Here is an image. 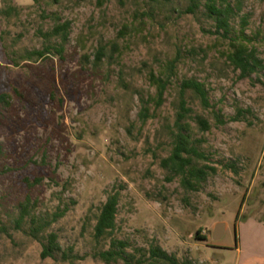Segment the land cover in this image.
Masks as SVG:
<instances>
[{
	"label": "rangeland",
	"instance_id": "1",
	"mask_svg": "<svg viewBox=\"0 0 264 264\" xmlns=\"http://www.w3.org/2000/svg\"><path fill=\"white\" fill-rule=\"evenodd\" d=\"M205 3L0 0V264H169L154 246L184 264H264V0H216L226 31ZM241 48L261 62L247 74L230 58ZM185 79L209 106L187 89L180 120ZM180 130L207 173L193 187L165 161ZM113 193L115 229L96 238ZM49 233L60 251L41 258ZM112 237L129 246L106 263Z\"/></svg>",
	"mask_w": 264,
	"mask_h": 264
},
{
	"label": "trees",
	"instance_id": "2",
	"mask_svg": "<svg viewBox=\"0 0 264 264\" xmlns=\"http://www.w3.org/2000/svg\"><path fill=\"white\" fill-rule=\"evenodd\" d=\"M205 5L207 7V10L209 11L210 16H212L216 20L217 29H224V31H226L228 26L230 7H228V5H226L225 7H217L216 0H206ZM100 58L101 53L97 55V59ZM230 58L234 66L241 70L242 74H247L253 71L257 66L261 64V62L257 58H255L253 51L246 50L245 48L237 50ZM152 78L155 80L158 89L157 104H160V99L163 90L165 89V82L160 80L159 78H154L153 75ZM187 89H191L192 91H194L199 96L201 103L205 107L209 106L208 96L204 85L195 79H185L181 82L180 88V113L178 115L180 120L188 111V109L185 107V100L183 99V93ZM5 98L6 96L4 94H0V101L5 102ZM197 120L202 129L205 130L209 128L206 120L201 117H198ZM192 156L202 157V154L198 153L196 148L189 145L188 136L185 133H182L180 130L177 133L173 150L171 154L165 159V161L171 164L176 173L183 175L184 181L190 187H193L194 183H200L201 181H203L207 175L206 171L203 168H198L191 164ZM35 182H39V179H37ZM117 204L118 193H113L107 196L105 202L100 208V212L94 225V236L96 238L110 236L114 231L116 226L115 216L117 213ZM27 212V209L24 207L20 212V218L23 219L24 216L27 215ZM63 212L64 211L55 213L53 215L52 221H55L57 218L62 216ZM33 222L35 223V221ZM47 224H50V222H47ZM42 228L43 227L41 225H37L34 227V230L36 232H39ZM128 246L129 245L127 241L112 237L110 239V248L105 251L99 252L98 256L104 262L109 263L112 260H116L117 258H123V256L126 254L125 248H127ZM54 251H60V247L56 242V235L54 233H49L47 236V243L42 245L40 256L41 258L53 256ZM148 252L150 258L159 260L161 259L162 261L169 264H184L178 263L173 255L167 254L165 251L160 249V247H150ZM62 257L64 258V260L68 259L66 253H62ZM125 264L129 263L126 261Z\"/></svg>",
	"mask_w": 264,
	"mask_h": 264
},
{
	"label": "water",
	"instance_id": "3",
	"mask_svg": "<svg viewBox=\"0 0 264 264\" xmlns=\"http://www.w3.org/2000/svg\"><path fill=\"white\" fill-rule=\"evenodd\" d=\"M223 228H224V223L222 222H218L214 225L213 232H212V238L214 240H218L222 237Z\"/></svg>",
	"mask_w": 264,
	"mask_h": 264
},
{
	"label": "clouds",
	"instance_id": "4",
	"mask_svg": "<svg viewBox=\"0 0 264 264\" xmlns=\"http://www.w3.org/2000/svg\"><path fill=\"white\" fill-rule=\"evenodd\" d=\"M29 2H30V0H29Z\"/></svg>",
	"mask_w": 264,
	"mask_h": 264
}]
</instances>
